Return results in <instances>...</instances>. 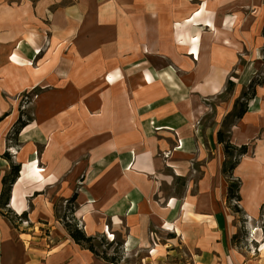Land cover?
Masks as SVG:
<instances>
[{
    "label": "crops",
    "instance_id": "crops-1",
    "mask_svg": "<svg viewBox=\"0 0 264 264\" xmlns=\"http://www.w3.org/2000/svg\"><path fill=\"white\" fill-rule=\"evenodd\" d=\"M47 31L58 50L67 38L79 39L70 77L81 100L70 106L61 97L53 110L62 108L64 117L37 124L43 137L51 135L41 155L42 135L22 134L33 123L11 135L21 112H6L0 122V200L4 178L20 166L0 211V264H108L76 244L60 221L58 201L74 196V217L87 236L109 231L127 253L142 252L143 264L171 257L264 264V85L227 133L234 146L253 145L232 173L238 205L228 198L217 138L228 111L206 125L207 100L225 92L240 53L263 46L264 0H0V117L5 94L58 79L55 65L37 74L10 60L31 56ZM113 71L124 74L109 83ZM250 83L237 86L235 99ZM177 178L186 179L183 195H167ZM23 214L29 229L18 219Z\"/></svg>",
    "mask_w": 264,
    "mask_h": 264
},
{
    "label": "rangeland",
    "instance_id": "rangeland-1",
    "mask_svg": "<svg viewBox=\"0 0 264 264\" xmlns=\"http://www.w3.org/2000/svg\"><path fill=\"white\" fill-rule=\"evenodd\" d=\"M42 34L44 36V42L42 46L38 47V49L32 48L31 56H25V55L22 56L18 54L17 55L12 54L10 57V60L17 66L21 68L28 67L34 72H37V74H45L49 66L55 65V72H53L52 74L55 75L54 78H58V79L52 80L51 83L49 84H44V83L42 84L39 82L38 84H33L31 87H28L27 89H24L15 94H10V95L5 94L3 96V99L8 106L7 109H5V112L3 113V115L6 114V112H8L7 116H9V114L15 109L18 110L19 112L24 113L22 115L23 116L22 122L23 123L28 122L31 124L33 123L34 126L29 129H25L24 131H22L24 132L22 134H24V136H27L28 134H30L29 132L31 130H34V132L33 131L32 132L35 134L33 135L31 134L32 135L31 137L33 138L41 137V135L43 134V131L41 130V128L37 126V124L44 123V122L46 123V121L50 120L51 117L53 118V119L51 118L52 121L55 120V117L56 119L64 117V114L66 113V111L63 110L62 108H58V110H53L56 107L62 106L61 97L63 96L68 97L69 99L67 100L68 101L71 100V102L73 103V104H70V106H77L79 104L78 101L80 102L81 100V98L80 100H77L76 98H74L75 94H73V89H76V88H75V83L71 80V77H70L73 74V70H74L71 67V65L78 57V52L76 49L78 48L77 45H78L79 39L77 38V35H74L73 37H70L64 40L62 44L66 47H64V49L58 50L60 48V45H57V47L52 46L53 44L51 40L52 39L51 32L49 31H47V33L42 32ZM262 37H263V42H264V35ZM23 39H24L22 41L23 46L24 44L28 45L29 39L26 36ZM103 44H105V42L102 43V45ZM256 52L257 51L253 52V51L247 50V51H242L240 53L239 61L237 62V65L233 68V70L231 71L229 78H228L229 81L235 84L232 92H227V86L225 85L226 90L223 94L221 93L220 95H216L215 97L210 98V100L209 99L207 100V103L213 108L211 109V114L209 113V115H207L206 117L207 118L206 125L212 122H215V120L217 121V117L219 116V113H221L224 116L225 113L228 111V114L226 115V117L223 118L224 124H223V130H222V132L228 133L229 129H231V127L233 126L232 124H235L238 121L236 118V113L239 110L241 103L242 102L246 103L244 102L243 96H244V93L248 91V87L243 86L241 94L239 95L237 99H235L236 98L235 92H236L237 86L244 85V83L247 82L248 80L250 83V81H252L253 79H255L256 81L260 83H263L262 85H264V43H263V46L260 48V52H257V53ZM193 58L196 59L195 54L193 55ZM60 67L61 69H59ZM118 69H121V68H118ZM168 69L172 70V67H168ZM174 71H176V68L174 69ZM112 74L123 76L122 74L124 73L120 71L109 72L106 74L104 79L109 81V76ZM110 82L111 81H109V83ZM88 100L93 102V97L88 98ZM102 100H103L102 102L104 103L106 99L102 98ZM246 104L248 106L247 108H249V106L251 105V100L250 101L248 100ZM7 116L1 115L0 118L2 119H0V122L4 120ZM152 126L155 127L154 124ZM38 130H40L41 134H39ZM13 132H14V129L12 130V133H11L12 136H14ZM13 139H15V137H13ZM50 139H51V135H49L48 137H43L42 135V139L39 140V144L41 146H38V149L35 152L36 155L42 154L43 144H45V142H48ZM251 148L253 150V145H249L248 154L249 152H251ZM7 150L9 151L10 154H17L16 149L9 148ZM193 170H194V173H193L192 178L194 180L199 179V177L201 176L202 168L197 164L195 165V168ZM183 187L184 186L181 184V182H177L175 183L173 191L169 192L168 188H166L165 191L167 195L170 193H173L175 195L182 196L183 189H184ZM65 202H67V200L63 202L58 201V204H57L59 207L58 213L60 216L64 214V211L66 208ZM238 204L239 202H233L232 206L238 205ZM20 217L21 215H19L18 219L22 220L21 222L23 224L22 226H24L23 228L29 229V224L23 222L24 221V219H22L23 217L21 218ZM262 222L263 220L261 221V225H262ZM82 229L84 230V227H82ZM48 232L49 231H46V234H49ZM44 233H45V230H44ZM249 238H250V232L249 233L244 232L243 239L246 241ZM105 240L106 241L104 242L99 241L98 251L101 252V254L104 253L107 256L113 258L115 261L112 264H143L144 254L142 252L127 253L126 252L127 248L125 247L124 243H121L122 241L121 238H117L116 243H113V244H109L114 240V239H111L109 235H105ZM119 243H121L122 246H119ZM153 251L154 250H152V252L150 253L151 256L154 254ZM187 260L188 259L184 257L183 261L185 264H187L185 262ZM106 263L111 264L110 262H106ZM164 264H183V263H181L177 259H172L171 257V258L166 259Z\"/></svg>",
    "mask_w": 264,
    "mask_h": 264
},
{
    "label": "trees",
    "instance_id": "trees-1",
    "mask_svg": "<svg viewBox=\"0 0 264 264\" xmlns=\"http://www.w3.org/2000/svg\"><path fill=\"white\" fill-rule=\"evenodd\" d=\"M263 83H260L253 79L251 83L249 84L248 91L244 93V102H248V100H252L255 97L256 93V88ZM234 83L229 81L227 85V92H232L234 88ZM246 103H241L239 110L236 113V118L237 120L242 119V117L245 115L247 112V104ZM24 113L21 112V116L16 123L14 127V137L16 138L20 131L28 124V122H22V115ZM218 142L219 144H222L224 147L225 155H226V161L224 162L223 165V174L225 177H227L229 181V189H228V198L231 203L233 202H239L240 196H239V189H240V182L235 180L232 176L233 171L239 164L241 158L245 156L248 153V147L247 146H242V147H237L231 144L230 136L227 133H224L220 131L218 133ZM20 173V166L19 165H13L11 169V174L7 177L4 178L3 184H4V189L3 193L1 195V200H0V211L2 209H7L8 206V198L9 194L11 192L12 186L14 183L17 181ZM181 182L183 186H185L186 180L183 178H177L176 181ZM76 196L73 198L67 200L65 202L66 208L64 211V214L62 216L59 215L57 211V215L60 219V221L63 223L65 226L66 230L68 231L69 235L72 237V239L75 241L76 244L80 245L82 248L92 252L95 254L97 257L101 258L105 262H110L111 264L115 261L113 258L107 256L106 254H101V252L98 251L99 247V241L104 242L105 237L103 236H87L85 231L82 229L80 226L79 222L76 220L74 217V209L76 207ZM233 210L235 212H239V208L237 206H234ZM11 214V212H8L6 216ZM23 217L22 219L26 218V214L21 215ZM20 217V218H21ZM262 220H263V231H264V214L262 215ZM117 238L114 239L111 243L113 244L116 243ZM108 243V242H107ZM121 243H123L121 241ZM119 243V246H122V244Z\"/></svg>",
    "mask_w": 264,
    "mask_h": 264
},
{
    "label": "bare ground",
    "instance_id": "bare-ground-1",
    "mask_svg": "<svg viewBox=\"0 0 264 264\" xmlns=\"http://www.w3.org/2000/svg\"><path fill=\"white\" fill-rule=\"evenodd\" d=\"M3 116V115H2ZM107 235H109L110 237H112L111 233L108 231Z\"/></svg>",
    "mask_w": 264,
    "mask_h": 264
},
{
    "label": "built area",
    "instance_id": "built-area-1",
    "mask_svg": "<svg viewBox=\"0 0 264 264\" xmlns=\"http://www.w3.org/2000/svg\"><path fill=\"white\" fill-rule=\"evenodd\" d=\"M80 226H81V224H80ZM81 227H82V226H81ZM111 239H115L114 236H112ZM111 241H112V240H111Z\"/></svg>",
    "mask_w": 264,
    "mask_h": 264
}]
</instances>
